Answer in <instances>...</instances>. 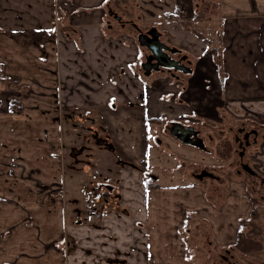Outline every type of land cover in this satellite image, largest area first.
Instances as JSON below:
<instances>
[{
    "label": "crops",
    "instance_id": "1",
    "mask_svg": "<svg viewBox=\"0 0 264 264\" xmlns=\"http://www.w3.org/2000/svg\"><path fill=\"white\" fill-rule=\"evenodd\" d=\"M213 3L206 19L220 31V76L215 49L179 25L201 24L191 20L193 0H0V264H215L189 250L193 222L239 264L261 263L257 189L238 175L214 195L181 172L178 157L189 166L216 162L175 140L161 151L146 115L158 77L138 75L143 24L199 70L179 115L219 121L221 109L249 122L259 135L252 169L264 178V0ZM112 10H127L122 20L136 26L111 23ZM175 79L168 86L176 91ZM67 194L103 203L93 210L87 202L85 214L65 205Z\"/></svg>",
    "mask_w": 264,
    "mask_h": 264
},
{
    "label": "rangeland",
    "instance_id": "2",
    "mask_svg": "<svg viewBox=\"0 0 264 264\" xmlns=\"http://www.w3.org/2000/svg\"><path fill=\"white\" fill-rule=\"evenodd\" d=\"M205 1H209V0H193V4L194 6L196 5L199 9H196V12L198 10L202 11V20L203 23H198V24H188V27H197L199 32L203 33V30L207 27V26H212L211 24H209V21L206 19L208 18L209 20L215 17V11H211L209 9V7L204 6V2ZM214 0H211L210 3L213 4ZM215 5V4H214ZM112 16L110 17V22L116 24L117 26H119L118 23L121 22V24H127L129 29H133L132 27L136 26V24H134L132 21L130 22H124L122 20V17H125V19H128V15L130 14V12H128L127 10L125 11H121L120 16L116 13L115 11L112 10ZM195 13V12H194ZM136 14V12H135ZM167 14H165L166 16ZM116 16H119L118 19ZM212 16V17H211ZM119 21V22H118ZM214 25V24H213ZM140 26V27H139ZM138 34L139 33H143L145 31H147L150 27H148V25H143L140 24L138 25ZM215 28V26H212ZM134 32H136L137 30H133ZM183 32V31H182ZM186 35H188L191 39L192 42L197 43L199 40L197 39V37H193V35H191V33L188 30H185ZM178 44V42H176ZM190 45H192L191 43H189ZM167 45V43H166ZM144 49V48H143ZM193 51H198L199 49H195L193 48ZM145 50V49H144ZM147 51L145 50L144 52V56L143 58L145 59L146 53ZM186 54V53H185ZM215 55V54H214ZM142 58V62L143 63L145 60ZM189 58V56H188ZM205 60V59H204ZM141 61V60H140ZM192 69H194V73L191 75H184L182 73H174L175 75L178 76L179 79V84L180 87L176 88L175 90H172L168 85V82L172 79V77L170 76V73L167 70H163L160 73L156 72V73H152V76L154 77H158V79H154L151 78V75L149 76V80H153L154 79V85L156 86V89H150L153 91V93H151V91L149 90L148 94H150L151 98H158L157 101H154V104L151 106L153 107L152 111H147L146 115L154 117L152 119L155 120V122H151L153 123V125H156L153 127V136H155L157 139L155 140L157 142V144L159 145L161 151L163 150V140H175L173 142L177 143L176 145L178 146H183V144L178 141L176 138H174L170 132H169V126L171 122H179L181 124L184 125H190L193 126L195 128H197L200 131V137L203 140V146L202 148L197 147L195 150H201L202 152H207L209 155H207L208 157H212L215 159V165H209V164H204L202 166L200 165H193L191 164V166L187 165L186 161H183L182 159H178L181 160V162H177L180 165V169L181 172L185 173L188 177H190V179L194 180V182H201L202 184L206 185L207 188L211 189L212 193L215 194H220L222 195L225 192V188L226 185L229 181L236 179V176H240L241 178H246L252 185V187L257 189V194H259V197L264 198V178L262 177H255L253 178L250 174L246 173V171H244L241 168V163H246L248 164L251 168L253 165V158L255 157V151L253 150V146L250 147H246L243 156H239L238 152L240 151V149L237 150L238 146L236 144V139L238 137H241L239 135V133L237 132V128H243L244 131L245 129H252L253 127L250 126L249 122L247 121H240V120H231V118L228 115L223 114V110H219L218 112V120H205V119H196V118H189V117H181L179 114H181L183 111H187V104L185 102H183V100L187 97L185 96L186 93H184L185 89L188 87H191V84L193 82V79L195 78V76H198L199 74V70L196 71V69L198 68H194L193 63L191 64ZM140 71V72H139ZM172 72V71H170ZM197 72V75H196ZM211 72V70H210ZM140 73V76H142L143 70L141 68V66H139L138 68V75ZM155 74V75H153ZM223 74V71H222ZM219 75V74H218ZM146 75H143V77H145ZM151 78V79H150ZM174 78V77H173ZM196 79V78H195ZM156 80V81H155ZM153 85V86H154ZM175 91L174 95L176 96L175 99V103L177 104L176 106L173 104H171V97H169V100L167 98L168 96V92L170 91ZM184 93V94H183ZM170 96V95H169ZM173 97V96H172ZM182 99V101H181ZM179 103H183V104H178ZM171 105H168V104ZM180 105V106H178ZM170 106V108H169ZM169 108V109H168ZM173 110V111H172ZM177 117V118H174ZM249 124V125H248ZM260 133H263L262 130H260ZM259 140V138H258ZM250 143L251 145L253 144L252 139H250ZM162 144V145H161ZM191 147V146H190ZM195 148V147H193ZM256 148V147H254ZM167 153V152H166ZM169 153V152H168ZM167 153V154H168ZM170 154V153H169ZM172 157H175L172 153H171ZM177 156V155H176ZM213 159V160H214ZM201 170H205L208 172H211L214 174L215 177H217L214 180H211L210 178L206 177L203 178L202 180H198L196 181L195 179H193L192 177L195 178V174L199 173V171ZM89 176H91V178L94 176L92 173V170L88 171ZM261 178V179H260ZM197 179V178H196ZM76 195V192L74 193V196ZM76 202L72 200V197L70 195H66L65 198V205H70L71 203H76L78 205V207H83L85 210V214H86V209L88 208V205L86 204L87 202H89L88 204L90 205L91 209H100L99 206L102 205L103 202H99V200H92V201H88V197L87 195L83 196V199L81 198H75ZM261 204L264 206V203ZM264 214V211H263ZM95 220H98L96 218H94ZM93 223L96 224V221H94ZM191 236L189 238L190 243H192L190 245V249L189 250H193V251H198L203 255V259L204 260H211L213 261L215 264H239L238 260L234 258L232 252L230 250H225V249H221V248H217L215 246H213L210 243L206 228L204 224H198V223H194L191 224ZM197 252V253H198ZM207 253H209V255L211 256L210 258H207ZM199 255V254H198ZM261 263L260 264H264V255H262L261 257Z\"/></svg>",
    "mask_w": 264,
    "mask_h": 264
},
{
    "label": "flooded vegetation",
    "instance_id": "3",
    "mask_svg": "<svg viewBox=\"0 0 264 264\" xmlns=\"http://www.w3.org/2000/svg\"><path fill=\"white\" fill-rule=\"evenodd\" d=\"M150 30L151 29H148L147 31H145L143 33H148V31H150ZM158 38H159L158 40H160L161 42H163L165 44L167 43V42H164L163 40H161L162 39V36H161L160 33H159V37ZM167 46L170 49H176L177 50L176 53H174V54H172L170 52L167 53L168 54V57L170 59L176 61L177 64L174 65V66H172L171 68H168V67L167 68H162V67H160L157 70L151 69V73H153V72L154 73H156V72H159L160 73L163 70H167L170 73V76L172 77V79H174V78L178 79V76L175 75L174 73H182L184 75H191V74H193L194 69H192V67H191V60L188 58V55H186L184 52H181V50L178 49L175 46L168 45V44H167ZM147 55L148 54H146V56ZM146 56H145V58H146ZM170 71H172V72H170ZM144 72L145 71L143 70V73ZM149 75H146V76H149ZM176 81H179V80H176ZM179 125L183 126L184 128L191 127V128H193V131H190L186 136H184V134H182V132H180V128H178ZM237 129H238L237 132L239 133V135L241 137H238L236 139V144L238 146V148H237L236 151H238V149H240V151L238 152V154H239V156H243L244 151H245V148L246 147H249V145H251L250 144V142H251L250 139H252V142L255 143L258 140L259 135H257V132L254 129H245V131L241 127L240 128H237ZM169 132H170V134L174 138H176L180 142H181V140H179L177 137H179V136L184 137L185 140H186V143H183V142H181V143L183 145H185V146L195 147V149L197 147H200V148L204 147L203 146V140L200 137V131L197 128L193 127V126L184 125V124H181L179 122H171L170 123V126H169ZM174 132L176 133V135H174ZM196 143L199 144V145L198 146H194ZM240 166H241V168L244 171H246V173L250 174L253 178H255L257 176L256 173H255V171L248 164L241 163ZM194 176H195V178H197V180H202L203 178H206V177L210 178L211 180H214V179L217 178V177L214 176L213 173L208 172V171H205V170L199 171V173L195 174ZM257 177H259V176H257ZM262 200L264 201V198H262Z\"/></svg>",
    "mask_w": 264,
    "mask_h": 264
},
{
    "label": "water",
    "instance_id": "4",
    "mask_svg": "<svg viewBox=\"0 0 264 264\" xmlns=\"http://www.w3.org/2000/svg\"><path fill=\"white\" fill-rule=\"evenodd\" d=\"M159 33L153 27L148 33H139L137 36L138 44L144 48L147 52V56L145 61L141 63V68L144 70V75H149L151 73V69L157 70L160 67L162 68H171L172 66L176 65L177 62L170 59L167 53H176V49H170L165 43L158 40ZM166 60V61H165ZM180 132L186 136L190 131H193V128H184L183 126L179 125ZM174 135L176 133L174 132ZM181 142L186 143L184 137L179 136L177 137ZM199 144H195L194 146H198Z\"/></svg>",
    "mask_w": 264,
    "mask_h": 264
},
{
    "label": "trees",
    "instance_id": "5",
    "mask_svg": "<svg viewBox=\"0 0 264 264\" xmlns=\"http://www.w3.org/2000/svg\"><path fill=\"white\" fill-rule=\"evenodd\" d=\"M211 0L209 1H205L203 4L204 6H208L209 9L212 11L214 8H215V5L214 3H210ZM176 14V12L174 13ZM173 17V14H167L166 15V18H172ZM191 20L194 22V23H198V22H201L203 23V20H202V11L198 10L197 12H195L191 18ZM179 25L182 29L184 30H188L189 32H191L195 37H197L198 39L202 40L203 39V35L199 32L198 28L197 27H188L187 25V22L185 21H181L179 22ZM216 52H215V55H214V63H215V66L217 68V73L220 75H222V60H221V53H220V47H217L215 48ZM221 80H222V76H221ZM150 122H155L154 119H149ZM152 179V177L149 178V181ZM150 187V184L147 183V188Z\"/></svg>",
    "mask_w": 264,
    "mask_h": 264
},
{
    "label": "built area",
    "instance_id": "6",
    "mask_svg": "<svg viewBox=\"0 0 264 264\" xmlns=\"http://www.w3.org/2000/svg\"><path fill=\"white\" fill-rule=\"evenodd\" d=\"M214 27H207L205 31L203 32V42L206 46H210L212 48H217L221 45V38H220V32L216 30ZM9 85H12L14 87H18L20 85L19 81L17 79H8ZM105 208V206H103ZM92 219L101 218L102 214L94 211L89 212Z\"/></svg>",
    "mask_w": 264,
    "mask_h": 264
}]
</instances>
